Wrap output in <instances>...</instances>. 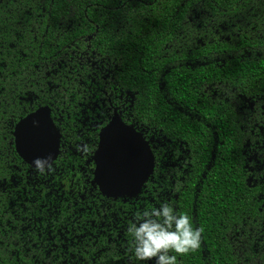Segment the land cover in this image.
<instances>
[{
  "label": "trees",
  "instance_id": "1",
  "mask_svg": "<svg viewBox=\"0 0 264 264\" xmlns=\"http://www.w3.org/2000/svg\"><path fill=\"white\" fill-rule=\"evenodd\" d=\"M43 106L40 174L13 132ZM114 109L155 155L134 198L93 182ZM160 201L202 229L179 264H264V0H0V264H151L126 228Z\"/></svg>",
  "mask_w": 264,
  "mask_h": 264
},
{
  "label": "water",
  "instance_id": "2",
  "mask_svg": "<svg viewBox=\"0 0 264 264\" xmlns=\"http://www.w3.org/2000/svg\"><path fill=\"white\" fill-rule=\"evenodd\" d=\"M51 113L50 107H39L14 127L15 151L32 168L35 157H47L50 166L60 154L61 134ZM92 159L93 182L107 198L137 197L155 171L150 142L123 122L117 111L101 129Z\"/></svg>",
  "mask_w": 264,
  "mask_h": 264
},
{
  "label": "clouds",
  "instance_id": "3",
  "mask_svg": "<svg viewBox=\"0 0 264 264\" xmlns=\"http://www.w3.org/2000/svg\"><path fill=\"white\" fill-rule=\"evenodd\" d=\"M31 164L36 172L43 174L49 160L35 157ZM126 232L134 261H151V264H179L178 257L199 248L202 236V229L193 227L190 216L170 201L136 211Z\"/></svg>",
  "mask_w": 264,
  "mask_h": 264
},
{
  "label": "flooded vegetation",
  "instance_id": "4",
  "mask_svg": "<svg viewBox=\"0 0 264 264\" xmlns=\"http://www.w3.org/2000/svg\"><path fill=\"white\" fill-rule=\"evenodd\" d=\"M115 111H116V110L114 109V110H113V115H114V112H115ZM117 113H118V112H117ZM112 117H113V116H112ZM110 120H111V119H110ZM110 120H109V121H110ZM109 121H108L104 126H106V125L109 123ZM104 126H103V127H104ZM103 127H102V128H103ZM102 128H101V129H102ZM101 129H100V131H101ZM100 131H99V133H100ZM99 133H98V143H99ZM98 143H97V146H98ZM96 149H97V148H96ZM96 149H95V151H96ZM93 155H94V154H93Z\"/></svg>",
  "mask_w": 264,
  "mask_h": 264
}]
</instances>
